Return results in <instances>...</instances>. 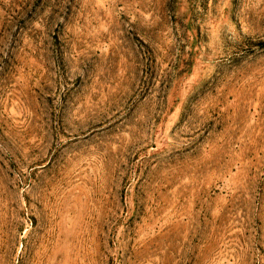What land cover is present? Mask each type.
Returning <instances> with one entry per match:
<instances>
[{
	"label": "rangeland",
	"instance_id": "374dc122",
	"mask_svg": "<svg viewBox=\"0 0 264 264\" xmlns=\"http://www.w3.org/2000/svg\"><path fill=\"white\" fill-rule=\"evenodd\" d=\"M48 250L264 264V0H0V264Z\"/></svg>",
	"mask_w": 264,
	"mask_h": 264
},
{
	"label": "bare ground",
	"instance_id": "6f19581e",
	"mask_svg": "<svg viewBox=\"0 0 264 264\" xmlns=\"http://www.w3.org/2000/svg\"><path fill=\"white\" fill-rule=\"evenodd\" d=\"M48 245V244H47ZM50 245H51V243H50ZM53 245V244H52ZM57 245V244H56ZM51 247V246H50ZM55 247V246H54ZM44 248H45V246H44ZM47 248V247H46ZM53 248V247H52ZM51 248V249H52ZM40 249V248H39ZM43 249V248H42ZM44 251V250H43ZM42 251V252H43ZM27 252V251H26ZM46 253L44 254V255H42V259L40 260V262H38L37 264H44V262H45V260H46V263L47 264H59V260H58V255H57V253H56V251H50V250H48V251H45ZM41 253V252H40ZM40 253H39V255H40ZM36 257V256H35ZM37 257H38V255H37ZM36 257V258H37ZM39 260V259H38Z\"/></svg>",
	"mask_w": 264,
	"mask_h": 264
}]
</instances>
